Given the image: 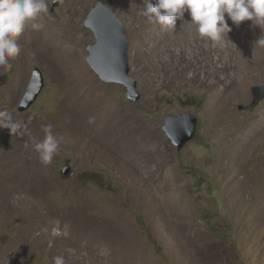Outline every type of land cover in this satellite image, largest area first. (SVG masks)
<instances>
[{
    "label": "rangeland",
    "instance_id": "374dc122",
    "mask_svg": "<svg viewBox=\"0 0 264 264\" xmlns=\"http://www.w3.org/2000/svg\"><path fill=\"white\" fill-rule=\"evenodd\" d=\"M99 2L125 23L138 100L87 61L96 37L85 21ZM47 3L50 33L40 42L51 49L37 41L46 32L26 28L11 70L0 67V111L22 125L16 134L0 127V264H54L56 256L65 264H264V98L254 103L251 91L264 84V46L255 45L264 29L226 16L232 30L215 47L201 38L203 54L194 23L190 46L166 39L168 27L144 15L146 0ZM183 47L191 49L181 74L168 63ZM36 67L44 89L20 111ZM185 111L198 124L178 149L163 126L168 114ZM45 125L63 137L49 165L33 149ZM75 217L87 231L114 236L66 240L67 219ZM127 245L123 257L117 248Z\"/></svg>",
    "mask_w": 264,
    "mask_h": 264
},
{
    "label": "clouds",
    "instance_id": "9594fccd",
    "mask_svg": "<svg viewBox=\"0 0 264 264\" xmlns=\"http://www.w3.org/2000/svg\"><path fill=\"white\" fill-rule=\"evenodd\" d=\"M146 5L144 15L149 21L172 29L177 18L183 19L189 12L191 21L185 23H194L199 36L212 41L214 47L222 45L225 34L232 30L226 16L236 26L247 20L264 29V0H146ZM48 12L47 0H0V67L11 70V61L21 50L19 37L29 26L42 29L44 24L40 21ZM255 45L264 46V36ZM21 126L11 112L0 111V127L16 134ZM42 131L44 138L34 141L33 149L40 162L49 165L59 153L63 137L53 133L52 125L43 126ZM53 259L54 264H65L63 256Z\"/></svg>",
    "mask_w": 264,
    "mask_h": 264
},
{
    "label": "water",
    "instance_id": "95a60500",
    "mask_svg": "<svg viewBox=\"0 0 264 264\" xmlns=\"http://www.w3.org/2000/svg\"><path fill=\"white\" fill-rule=\"evenodd\" d=\"M85 24L93 30L96 37V42L88 45L87 61L92 69L106 82L124 84L128 97L138 100L141 95L137 89V79L130 74V41L122 18L109 4L99 2L88 13ZM44 86L43 71L36 67L18 109L20 111L28 109L43 91ZM251 91L254 103H259L264 98V84L252 86ZM197 124L198 117L191 111H185L168 114L163 128L174 145L182 149L193 139ZM63 173L71 174V165H66Z\"/></svg>",
    "mask_w": 264,
    "mask_h": 264
},
{
    "label": "bare ground",
    "instance_id": "6f19581e",
    "mask_svg": "<svg viewBox=\"0 0 264 264\" xmlns=\"http://www.w3.org/2000/svg\"><path fill=\"white\" fill-rule=\"evenodd\" d=\"M187 13H189V12H187ZM190 14V13H189ZM177 20H178V22H180L181 23V26H179V25H176L175 26V29H172V28H168V30H164L162 33V35L166 38V39H175L176 41H178V43L179 44H181L182 46H184V47H186V45L188 44V39L186 38V35H187V33L188 32H191V33H195V31H194V29H193V26H191L189 23H185V21H183V20H180V19H178L177 18ZM40 22H42L43 24H44V27L42 28V29H39V30H37V29H33V28H31L30 26L28 27V31H30V33H34V32H36V33H42V32H46L45 34H41V36H38V39H37V41L40 43V47H46L47 46V44H49V43H46V42H43V43H41L40 41L44 38V40L46 39V40H48L47 38H48V35H49V33H50V28H49V25H50V22H46V20L45 19H42V21H40ZM177 23V22H176ZM185 23V24H184ZM184 25V27H183V31H185V32H183L182 30H180V27H182ZM190 25V26H189ZM194 25V24H193ZM42 36H44V37H42ZM195 38H194V41L198 44V53H200V51L203 53V54H206L207 52H208V49H206V48H204L203 47V41L201 40V37L199 36V34H196L195 33ZM49 37H51V35L49 36ZM165 39V40H166ZM203 39V38H202ZM43 40V41H44ZM51 40V39H50ZM191 41V40H190ZM193 41V42H194ZM50 42H52V41H50ZM38 43V44H39ZM55 43V42H54ZM190 43L191 42H189V45L188 46H190ZM61 44V43H60ZM60 44H54V49H55V53L58 51L57 49H56V47H58L59 49L61 48L60 47ZM180 46V45H179ZM206 46V45H205ZM52 47V48H53ZM182 48V50H181V52L180 53H178V54H176V53H174L173 51H172V53H173V55H177L176 56V60H175V63H173V62H170V63H168V64H172V66L176 69L177 68V71H178V73H180V72H182L181 74H184V72H185V68L184 67H186V66H181L180 67V62L183 60V58L184 57H187V53H190V51H189V49H191V47H188V50H187V52H186V50H185V48ZM47 48L48 49H51V47L49 48V45L47 46ZM46 48V49H47ZM51 51V50H50ZM47 52V51H46ZM48 55V54H47ZM50 55V54H49ZM168 57V56H167ZM195 58V57H194ZM188 62V61H187ZM88 81V80H87ZM84 82H86V78H85V80H81V83L80 84H82V86H83V83ZM76 83H78L77 81L76 82H72V84L70 83V86L73 88V87H75L77 84ZM86 84V83H85ZM102 88V87H101ZM100 92V91H99ZM98 92V93H99ZM93 96V95H92ZM97 96H100L101 97V94L99 93V95H97ZM102 102V101H101ZM100 102V103H101ZM91 110V109H90ZM102 115V114H101ZM38 174V173H37ZM40 175V174H39ZM37 177V176H36ZM45 178V177H44ZM43 179V178H42ZM22 181V180H21ZM32 181V180H31ZM45 181V180H44ZM31 185H32V182H31ZM264 197V196H263ZM260 199V201L259 202H261L262 200H261V198H259ZM264 199V198H263ZM259 202H257V204L256 205H258V203ZM262 204H263V201H262ZM264 205V204H263ZM53 215V214H52ZM51 216V215H50ZM73 217V216H72ZM78 217V216H77ZM77 217H75V218H70V219H67L68 220V223H66V226H67V230H69V233H68V235L69 236H66L67 237V239L66 240H73V241H75V242H78V243H80L83 239L84 240H89L90 239V237L92 236V235H94V236H96L97 234H98V232H100L101 233V235H104V236H112L113 235V232L112 231H108V230H104V232L103 231H97V230H89V231H87L88 229H85L86 228V226L85 225H87V224H85L84 225V222L83 221H81L80 220V218H77ZM62 218V217H61ZM69 218V217H68ZM49 219V218H48ZM57 220V219H56ZM111 220V219H110ZM55 223V222H54ZM111 224H113L112 222H111ZM117 224V223H116ZM119 224V223H118ZM65 225V224H64ZM68 227H69V229H68ZM38 233V232H37ZM57 233H60V235L62 236V235H64L63 233H64V231H59V232H57ZM100 233H99V235H100ZM58 236V235H57ZM98 236V235H97ZM103 236V237H104ZM114 236V235H113ZM100 237V236H99ZM130 237V236H129ZM69 238V239H68ZM96 238V237H95ZM113 239H115L114 237H113ZM110 240V237H108V241ZM113 241V240H112ZM126 241H131L129 238L128 239H126ZM113 242H115V241H113ZM74 243V242H73ZM126 243V242H125ZM111 244V243H110ZM84 245V244H83ZM93 245V244H92ZM111 246V245H110ZM131 246H132V244H131ZM101 247V246H100ZM118 249V253L121 255V256H123V257H128V251L131 249V248H129V246L127 245V246H125V247H119V248H117ZM71 255V254H70Z\"/></svg>",
    "mask_w": 264,
    "mask_h": 264
}]
</instances>
